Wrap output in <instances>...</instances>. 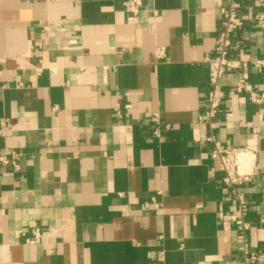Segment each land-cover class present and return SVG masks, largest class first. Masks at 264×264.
I'll list each match as a JSON object with an SVG mask.
<instances>
[{"label": "crops", "instance_id": "obj_1", "mask_svg": "<svg viewBox=\"0 0 264 264\" xmlns=\"http://www.w3.org/2000/svg\"><path fill=\"white\" fill-rule=\"evenodd\" d=\"M123 1L0 0V152L22 155L0 171V264H241L242 241L264 252V108L233 90L244 78L264 94L252 65L264 33L233 35L229 58L246 67L220 82L209 129L204 59L230 0H144L134 23ZM237 1L242 17L264 13ZM209 133L257 153L243 235L219 218L236 206Z\"/></svg>", "mask_w": 264, "mask_h": 264}, {"label": "built area", "instance_id": "obj_2", "mask_svg": "<svg viewBox=\"0 0 264 264\" xmlns=\"http://www.w3.org/2000/svg\"><path fill=\"white\" fill-rule=\"evenodd\" d=\"M143 1L126 0L121 3L130 23L135 22L141 11ZM257 2L263 4L264 0H257ZM240 9L241 5L237 0H230L228 5L221 9L220 29L214 41L213 54L204 59V64L208 70L206 107L203 113L199 115L198 122L209 129H212L213 121L220 113L221 103L224 98L220 82L224 79L227 72L241 70L246 67L244 62L229 58L233 35L242 29L245 24H251L264 33V13L259 11L251 12L242 17ZM252 65L255 69L261 71L264 79V56L259 60L253 61ZM233 90L238 95H245L251 105L264 108V94L250 89L246 79L237 80L233 84ZM151 122L158 126V116L155 114L151 115ZM4 134L5 126L4 123H1L0 137H4ZM152 134L156 138L160 137L158 128H155ZM201 144H209L212 147L211 155L218 159V172L221 175V183L228 190V195L223 201L232 202L236 206L235 213L224 215L220 212L219 218L221 221L233 224L237 231L243 235L249 230L250 225L246 221L248 214L247 202L244 195L239 192V189L255 181L258 169L257 153L246 148L223 147L212 133H209L201 141ZM21 156L20 153L13 149L3 148L0 152V171L5 168H11L16 171ZM259 223L264 225V215L259 218ZM39 241L40 231L34 229L31 231V237L25 240V244L36 245ZM239 250L242 254L241 264H264V252L262 250L251 251L243 241Z\"/></svg>", "mask_w": 264, "mask_h": 264}]
</instances>
